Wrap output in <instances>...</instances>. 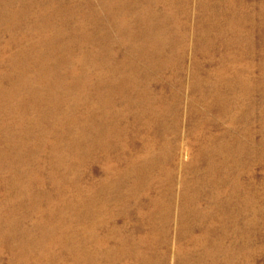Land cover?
Wrapping results in <instances>:
<instances>
[{
    "label": "bare ground",
    "instance_id": "bare-ground-1",
    "mask_svg": "<svg viewBox=\"0 0 264 264\" xmlns=\"http://www.w3.org/2000/svg\"><path fill=\"white\" fill-rule=\"evenodd\" d=\"M197 6L195 52L216 67L200 75L194 59L200 117L179 167L191 0H0V112L24 113L0 118V264L6 252V264H169L177 195L174 264H252L234 236L238 214L252 227L263 214L239 158L264 94V69L253 79L247 61L264 0ZM95 163L102 176L85 183Z\"/></svg>",
    "mask_w": 264,
    "mask_h": 264
},
{
    "label": "rangeland",
    "instance_id": "rangeland-1",
    "mask_svg": "<svg viewBox=\"0 0 264 264\" xmlns=\"http://www.w3.org/2000/svg\"><path fill=\"white\" fill-rule=\"evenodd\" d=\"M198 1L199 0H191V16L188 20V25H190L191 30L189 29V38L186 42V58H185V73L183 75V85H182V99L179 102L180 109H179V115L178 118H180V126H179V134L177 137V143H178V158L177 162H180L176 166H183L187 164L193 153L195 148V139L192 138L191 141L188 139L190 128L192 127L193 123L189 120V118H195L200 115H196L195 117H191L189 112V101L194 96L193 91L190 89L191 84V74L194 71V59H198L200 75H203V72L206 70H213L216 67V63H209L207 58H204L203 56L196 54L195 47H194V33H193V27L196 24L197 16H198ZM261 0H246V3L248 7H251L253 10L258 11L256 8L257 3ZM256 4V5H255ZM252 5V6H251ZM255 5V7H253ZM164 8L160 5L156 6V9ZM252 10V11H253ZM262 12H264V8L262 9ZM256 22V29L253 32V40L257 44L256 45V51L253 54L254 58L248 59L247 61L252 64V78L257 79L260 78L262 68L264 69V53H262V50L264 49V15L262 14L259 17H255ZM193 35V36H192ZM192 43V44H191ZM218 59V58H215ZM190 79V81H189ZM253 87V83H251ZM264 87V86H262ZM161 88L160 85H156L155 89L158 91ZM263 90V89H261ZM253 102L255 104L256 110L253 114V117L250 118V132L251 137L255 141L254 144H250L249 146L246 145L248 148H251L253 150V153L251 154V157L247 155V152H244L240 154L239 158V170L242 172V181L246 186L249 188L250 185L253 186L254 192H255V199H254V205L255 207L261 208L263 214L260 216H257L259 218L257 225L252 227V222L254 219L253 214L250 212L247 213V215L244 214H238V228L239 232H237V235L234 236L236 239V244L239 247H244L247 254L250 255L249 259L252 260V264H264V118H262L264 112V94L262 92H255L253 94ZM121 105H118L120 107ZM31 108H29L26 111V116L29 117L32 113V117L39 118L41 115V112H34ZM195 109L204 112V105L198 103L195 106ZM82 110H86V108H82ZM23 112H16L15 114H8L6 112H0V118H22L24 116ZM38 113V114H37ZM59 113V112H58ZM36 114V115H35ZM60 114V115H59ZM58 118H61V113H59ZM6 115V116H5ZM8 115V116H7ZM18 116V117H17ZM218 112L216 109H212L211 111L206 113V118L209 120H213L214 118H218ZM48 118H54L53 115H49ZM56 118V117H55ZM112 118V117H111ZM130 118V117H129ZM226 118V117H225ZM228 124L225 121L219 122V129L212 130L213 133H219L222 130L227 127ZM237 129L239 131L244 130V126H242L241 123H238ZM139 145V142H137ZM194 143V144H193ZM251 146V147H250ZM250 150V149H248ZM175 161V162H176ZM176 162V163H177ZM178 175H180V170L178 172ZM102 176V171L100 169L99 164H93L90 166V169L87 170V173L84 175L83 181L85 183H89L91 179H98ZM179 193V184L178 189L176 191ZM243 194L245 192L243 191ZM243 197L242 195H240ZM178 202V203H177ZM204 204V203H203ZM175 209L173 211V221H172V231L170 233V256H169V264L175 263V255L173 252L174 247L177 245V227H178V215H179V201H178V195L177 200L175 201ZM244 205V202L240 201L238 203L237 210H240ZM195 234H198L196 232ZM247 242H245L247 239H249ZM176 240V241H175ZM172 250V251H171ZM10 258V255L6 252L3 256L4 264L8 262Z\"/></svg>",
    "mask_w": 264,
    "mask_h": 264
}]
</instances>
